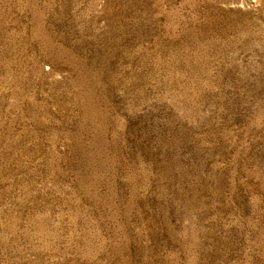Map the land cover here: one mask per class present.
<instances>
[{
    "label": "rangeland",
    "instance_id": "rangeland-1",
    "mask_svg": "<svg viewBox=\"0 0 264 264\" xmlns=\"http://www.w3.org/2000/svg\"><path fill=\"white\" fill-rule=\"evenodd\" d=\"M0 264H264V0H0Z\"/></svg>",
    "mask_w": 264,
    "mask_h": 264
}]
</instances>
